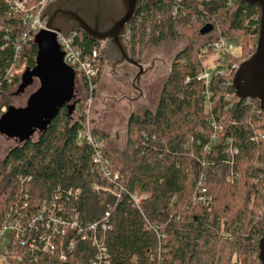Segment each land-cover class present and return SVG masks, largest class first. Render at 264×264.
<instances>
[{
  "label": "trees",
  "instance_id": "1",
  "mask_svg": "<svg viewBox=\"0 0 264 264\" xmlns=\"http://www.w3.org/2000/svg\"><path fill=\"white\" fill-rule=\"evenodd\" d=\"M10 1L0 0V98L19 85L21 68H32L36 58L34 33L22 23L25 14L12 11ZM38 1L31 0L29 6ZM137 5L128 32L135 57H140L138 47L159 45L167 37L184 35L189 43L174 56L155 109L130 115L123 150H112L107 134L92 131L104 139V158L122 188L118 195L106 191L113 188V182L95 168L94 148L77 137L85 116L76 114L78 107L72 116L62 108L43 135L12 146L2 160L0 225L11 205L27 200L34 212L43 201L56 199L67 222L77 214L86 239L69 228L64 234L54 233L55 243L65 252L64 260L44 254L35 262L21 248L16 253L22 260H10V264H98L89 224L98 225L95 235L104 241L108 264H260L258 240L264 226L258 212L264 187V141L252 140L251 135L264 129V112L256 99L237 102L230 65L210 81L211 110L204 108L205 86L197 79L209 43L237 34L257 43L260 10L239 0H158L151 5L138 0ZM208 23L213 30L201 35L200 28ZM23 34L27 39L15 60L14 46ZM74 41L85 54L96 44L79 32ZM13 63L15 72L8 80L6 71ZM102 63L101 53L99 73L90 80L93 89L87 80H80L91 96ZM212 134L217 138L214 143H210ZM227 139L236 153L228 152ZM200 173L206 178L210 199L194 204ZM20 175L31 176L27 198ZM133 196L140 201L135 203ZM69 242H74L71 250Z\"/></svg>",
  "mask_w": 264,
  "mask_h": 264
},
{
  "label": "water",
  "instance_id": "2",
  "mask_svg": "<svg viewBox=\"0 0 264 264\" xmlns=\"http://www.w3.org/2000/svg\"><path fill=\"white\" fill-rule=\"evenodd\" d=\"M158 0H144L146 5ZM256 5L260 10L259 31L255 50L241 61L233 73L231 87L237 102L256 99L264 111V0H239ZM138 0H54L41 15L46 20L45 29L32 38L36 47L35 64L23 70L16 92L23 90L36 79L38 87L28 96L22 107L9 106L0 116V133L14 140L15 145L43 135L59 111L64 108L72 116L79 102V80L75 72L63 62V53L56 34L67 37L72 32H82L88 40L106 41L121 48V40L133 26L139 9ZM213 30L208 23L199 30L201 35ZM128 63L141 67L132 54L124 56ZM140 74V73H139ZM260 220L264 226V187L261 198ZM258 259L264 264V231L258 240Z\"/></svg>",
  "mask_w": 264,
  "mask_h": 264
},
{
  "label": "built area",
  "instance_id": "3",
  "mask_svg": "<svg viewBox=\"0 0 264 264\" xmlns=\"http://www.w3.org/2000/svg\"><path fill=\"white\" fill-rule=\"evenodd\" d=\"M54 0H40L37 4L30 5L31 0H11L10 4L12 11L14 13L22 12L25 14L22 23L28 27V30L36 34L38 31L45 29L46 20L42 17L41 13L45 7ZM176 8L173 10L172 15H175ZM75 32H72L67 37L60 34H56V41L59 45L60 50L63 53V62L69 66L76 74L79 82L80 80H87L90 90L93 89V85L90 84V80L94 78L99 73V56L103 48L104 41H97L92 47L90 53H83L78 46L75 45ZM34 36V35H33ZM27 39L24 34L21 35L14 46L15 60L18 58L20 52L21 44H23ZM232 49V45L225 38H218L217 40L209 43L203 50L205 54L210 52H215L220 56L219 64L213 69H205L197 76L198 80H202L205 86L203 92L204 98V108L206 110H211V100L210 92L208 91V86L213 75L224 74L226 67L223 63L225 58H227V51ZM238 66L232 65L231 70H236ZM15 70V63H13L9 69L6 71V77L9 78ZM188 81V79H187ZM252 99V98H246ZM81 108H77L79 113H81ZM260 111H263L259 106ZM76 110V109H75ZM76 111V114L78 113ZM264 112V111H263ZM84 115V114H83ZM85 116V115H84ZM86 117V116H85ZM84 117V120L86 118ZM259 125V120L256 122ZM211 126L214 130H218V126L215 121L211 122ZM93 128H89L84 122L83 129H81L77 137L79 140H84L88 145L94 148L92 154V162L95 165L98 173H100L104 178L113 182V188H108L106 191L118 195L119 184L118 175L110 168L109 162L104 158V148L105 142L100 136L93 135ZM251 139L258 141H264V129L254 130ZM217 138L215 134L210 136V143L216 142ZM228 152L236 153V148H232L231 139H227ZM207 148V146H206ZM264 150V145H263ZM205 164V163H203ZM20 181L22 185L25 186V196L27 198L28 192V182L31 176L20 175ZM122 188V187H121ZM120 188V189H121ZM134 202L138 203L140 201L139 197L133 196ZM209 195L206 188V178L200 173L196 188L192 197V203H204L209 202ZM31 204L24 202L23 204L11 205L9 211L5 215V220L2 225H0V264H10V260L21 261V255L16 253V249L21 248L27 250L30 253V258L32 261H37L38 257L41 255H57L59 259L64 260L65 252L57 246L54 241L55 234H64L67 229H75L78 234H82V227L78 225L77 214H74L70 222L64 219L62 212L63 208L61 205L57 204L55 200H45L40 204L35 211H31ZM30 212V213H28ZM98 225L89 224L88 231L91 234L92 244L97 248L95 261L98 264H108L109 254L107 248L104 245L103 240H99L95 235ZM101 229L106 230V225L101 224ZM55 233V234H54ZM89 234V233H88ZM82 239H86V235L82 234ZM74 247V242H69L67 246L68 250Z\"/></svg>",
  "mask_w": 264,
  "mask_h": 264
},
{
  "label": "rangeland",
  "instance_id": "4",
  "mask_svg": "<svg viewBox=\"0 0 264 264\" xmlns=\"http://www.w3.org/2000/svg\"><path fill=\"white\" fill-rule=\"evenodd\" d=\"M227 40L232 45V49L227 51V58H225L223 63L224 66H238L241 61L253 53L256 47L254 40L245 35L237 34V37ZM188 43L187 36L183 35L177 39L167 37L159 45L137 48L139 58H141L140 60L145 66L152 59H155L156 62L152 71L139 78L138 85L142 89V95L136 100L133 98L137 96L138 91H135L131 85L136 69L132 66H118L116 72H113L110 63L105 64L103 61L92 96L79 82L77 95L79 102L76 107H82L80 111L86 116L85 123L89 128L101 130L107 134L108 144L112 150L120 151L126 147L128 137L127 124L130 115L141 116L145 110L152 111L155 109L159 90L170 71L174 56L184 49ZM219 60L220 56L217 53H207L204 55L203 67L205 69H213L221 65ZM25 69L21 68V73ZM13 72H15L14 69ZM17 86L7 91L0 98V116L9 106H24L28 96L38 87V81L35 79L21 93L16 92ZM36 138L37 135L34 134L32 139ZM14 145V140L0 133V164L9 148ZM0 197L2 198V196ZM261 213L262 208L258 212L259 218H261ZM234 258L235 255L232 256L231 262L234 261ZM173 264L180 263L174 261Z\"/></svg>",
  "mask_w": 264,
  "mask_h": 264
},
{
  "label": "flooded vegetation",
  "instance_id": "5",
  "mask_svg": "<svg viewBox=\"0 0 264 264\" xmlns=\"http://www.w3.org/2000/svg\"><path fill=\"white\" fill-rule=\"evenodd\" d=\"M128 32H129V30L122 37L121 48L111 46L106 41H104L101 53H102L103 61L105 62V64L110 63V66H111V69L113 70V72H116V70H117L116 68L118 66H122V65L132 66L136 69L135 73L133 75V78H132V82H131L132 83L131 85L134 88V90L138 91L137 96L135 98H133L136 100L139 96L142 95V91H141L142 89L138 85L139 78L148 74L150 71H152L154 66H155L156 61H155V59H152L149 62V64L147 66H145V64L142 62V60H140L141 58L137 57V59L139 60V64L141 65V67H138V66L133 65L131 63H128L126 60H124V56L126 54H128V56H130L132 54L131 47H130L129 41H128ZM75 33H78V32H75ZM79 33H82V32H79ZM105 64H104V66H105Z\"/></svg>",
  "mask_w": 264,
  "mask_h": 264
}]
</instances>
